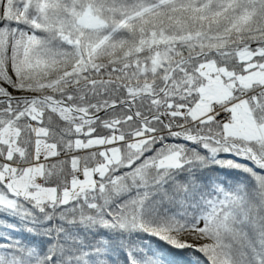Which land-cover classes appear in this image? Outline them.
I'll return each instance as SVG.
<instances>
[{"label":"snow or ice","instance_id":"1","mask_svg":"<svg viewBox=\"0 0 264 264\" xmlns=\"http://www.w3.org/2000/svg\"><path fill=\"white\" fill-rule=\"evenodd\" d=\"M0 264H264V0H0Z\"/></svg>","mask_w":264,"mask_h":264}]
</instances>
